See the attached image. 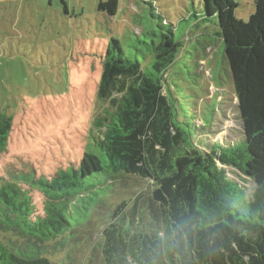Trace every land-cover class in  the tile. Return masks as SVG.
I'll return each instance as SVG.
<instances>
[{
    "label": "trees",
    "instance_id": "1",
    "mask_svg": "<svg viewBox=\"0 0 264 264\" xmlns=\"http://www.w3.org/2000/svg\"><path fill=\"white\" fill-rule=\"evenodd\" d=\"M199 1L202 19H217L214 34L229 65L243 139L206 149L193 142L166 76L181 43L174 26L151 12L158 28L148 42L138 38L148 51L144 60L126 56L115 37L100 56L102 106L92 119L89 151L51 176L31 165L0 175V264L65 260L66 240L89 242L96 209L115 194L122 198L102 229L105 264H264V0H254L247 20L234 16V0ZM97 9L114 16L118 0H102ZM210 47L203 44L202 52ZM11 130V118L0 112V155ZM227 167L254 182L249 197ZM131 180H145L147 188L128 196ZM98 187L105 190L101 201L91 196ZM31 189L41 193V209Z\"/></svg>",
    "mask_w": 264,
    "mask_h": 264
},
{
    "label": "rangeland",
    "instance_id": "2",
    "mask_svg": "<svg viewBox=\"0 0 264 264\" xmlns=\"http://www.w3.org/2000/svg\"><path fill=\"white\" fill-rule=\"evenodd\" d=\"M100 1L0 0V112L12 123L8 148L0 155L1 176L28 170V165L37 175L51 176L89 151L92 119L102 106L96 98L100 56L115 37L126 56L144 60L148 51L138 38L148 42V32L158 28L151 12L174 26V39L181 43L166 76L173 82L170 97L176 116L193 142L206 149L215 142L235 144L243 139L229 65L214 34L217 19H202L199 0H118L114 16L97 9ZM234 2L236 19L247 20L254 0ZM206 43L211 47L203 53ZM197 60L200 66L191 74ZM226 170L249 197L254 182L233 168ZM144 181H129L134 185L126 188L127 195L147 188ZM97 191L91 196L101 201L105 190ZM30 195L41 209V193L31 189ZM120 198L105 197L96 209L90 241L66 240L62 253L67 257L54 264H105L102 229Z\"/></svg>",
    "mask_w": 264,
    "mask_h": 264
}]
</instances>
